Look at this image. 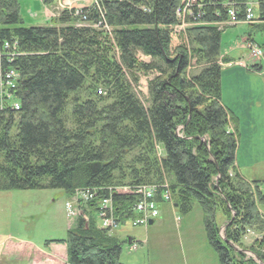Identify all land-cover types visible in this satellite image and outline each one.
<instances>
[{
  "label": "trees",
  "instance_id": "obj_1",
  "mask_svg": "<svg viewBox=\"0 0 264 264\" xmlns=\"http://www.w3.org/2000/svg\"><path fill=\"white\" fill-rule=\"evenodd\" d=\"M39 1L49 8L57 0ZM256 1L264 32V0ZM225 2L205 0L187 42L171 50L179 0H95L79 15L64 10L29 28L17 0H0V42L16 41L20 53L9 65L20 76V109L0 115V191L96 194L88 221L77 218L55 241L66 246V264H119L121 244L99 229L95 202L110 197L122 222L138 201L136 188L162 184L181 214L198 205L218 264H258L218 235L219 219L234 244L246 229L264 227L256 207L264 206V182L251 190L235 172L236 138L226 133L234 120L219 101ZM140 75L147 76L145 101L134 91ZM259 235L260 250L250 251L264 264Z\"/></svg>",
  "mask_w": 264,
  "mask_h": 264
},
{
  "label": "rangeland",
  "instance_id": "obj_2",
  "mask_svg": "<svg viewBox=\"0 0 264 264\" xmlns=\"http://www.w3.org/2000/svg\"><path fill=\"white\" fill-rule=\"evenodd\" d=\"M62 1L57 0L56 4L50 7H55L54 16ZM68 1L72 3L74 0ZM232 1L233 3H229L226 0L225 5L228 7L225 9L227 11L231 7L229 15L233 12L237 18L243 12L234 11L236 8L243 7L244 11L246 5L253 9L256 3V0ZM17 2L23 27L45 25L47 21L45 7L39 0H17ZM247 3L250 4L247 5ZM242 19L241 15L237 22H229L223 31L229 33L234 26L244 23ZM248 29L245 26V30L248 31ZM178 30L179 28H176L172 32L174 44L178 40L181 44L186 43L187 34L183 30ZM222 34L221 32V37ZM254 36L256 44H261L260 34L256 33ZM235 38L236 36L230 35L222 38L221 50H229ZM245 50L251 63H254L257 57L254 56L253 50L248 48ZM139 80L137 86H134V91L141 100L145 101L147 76L140 75ZM159 155L161 156V153ZM247 184L251 188L250 183L247 182ZM67 200H69L68 195L57 189L0 191V249H4V264H40L42 259L35 252L33 253V247L44 250L47 246H51L50 253L56 255L57 264L65 262L66 246L55 241L66 238L67 231L75 226V219L78 216L75 210L74 216L64 210ZM80 209L82 210V207ZM257 209L258 215L264 217L260 215V212L264 213V206H257ZM158 210V218L146 229L132 226V219L128 218L124 224H119L114 232L105 230L108 236L114 237L121 244L119 264H218L216 254L207 243L202 225V213L196 203L192 204L191 211L186 215L181 214L180 210L171 204L160 203ZM97 222L100 229L99 221ZM260 225L263 224L257 223L250 228L253 230V235H243L242 241L245 245H250L257 240L259 242V234L264 232V227L260 228L262 230L260 232L258 228ZM128 239L143 246L140 249L137 248L136 252H129L128 244L125 242ZM35 251L38 253L37 250Z\"/></svg>",
  "mask_w": 264,
  "mask_h": 264
},
{
  "label": "crops",
  "instance_id": "obj_3",
  "mask_svg": "<svg viewBox=\"0 0 264 264\" xmlns=\"http://www.w3.org/2000/svg\"><path fill=\"white\" fill-rule=\"evenodd\" d=\"M201 1L204 4L205 0ZM72 3L73 8L80 9L89 6L92 0H74ZM54 8L45 9L47 21L55 12ZM253 15L255 22L251 26L245 23L237 24L229 33L223 31L227 25L221 23L217 25L223 33L221 39L227 35L236 36L229 50L222 51L220 46L219 101L234 120L230 121L229 125L236 138L234 170L241 179L250 184L264 182V73H260L258 66L252 68L248 53L242 46L245 41L255 45L264 44V32L256 27L263 24L258 21L257 1L253 8ZM47 21L43 26H47ZM245 26L249 28L248 31L245 30ZM256 33L260 34L261 44H256L254 40ZM50 247L47 246L48 251L33 247V253L35 252L42 259L40 264H57L56 255L50 253ZM3 251L4 249H0V264H4ZM62 264H66V260Z\"/></svg>",
  "mask_w": 264,
  "mask_h": 264
},
{
  "label": "built area",
  "instance_id": "obj_4",
  "mask_svg": "<svg viewBox=\"0 0 264 264\" xmlns=\"http://www.w3.org/2000/svg\"><path fill=\"white\" fill-rule=\"evenodd\" d=\"M229 3H233L232 0H228ZM250 3H247L249 5ZM67 5V4H65ZM201 0H179L178 7L175 12V18H176V25L171 27V33H170V38L172 42H174V39L172 38V32L175 31L176 28H179L178 31L185 30V28L195 25L194 21L199 18V10H201ZM227 8L228 6L225 5ZM232 7H235L232 5ZM229 9H227V19L221 23L228 25L230 23L237 22V16L232 12V15H229ZM237 8L234 10L236 11ZM245 11V12H244ZM244 11L242 7V12L241 14L243 16L244 23H250L252 24L254 22L253 18V9H250L248 6H244ZM106 28V27H105ZM106 31L109 32V29L106 28ZM182 31V32H183ZM17 42L16 41H1L0 42V115H5L7 113H16L20 109V104L17 98L15 97V93L18 88V82L20 81V76L19 73L17 72L16 69L13 67H9L13 64L15 61V58L20 56V53L18 52L17 49ZM254 56L257 57L258 61L260 58H262L263 53H260L259 51H252ZM7 65V67L3 68V64ZM264 71V68H263ZM99 94V92H98ZM140 188H147V189H152L156 188L154 186H139L136 189ZM135 189V190H136ZM119 191V190H118ZM95 193L93 191L89 190H80L75 192V198L77 200H80L84 203L90 202L94 199ZM162 199L164 201H168L170 199L169 196H166L164 193L162 194ZM136 209L138 211H141L144 215L150 214L153 216L157 217V210L156 207L144 206L143 204L139 203L137 201ZM66 211H69L71 215L74 216V209L71 204H66ZM98 216L101 220V226L105 230H113L117 227V222L114 219L113 216V209H112V204L111 200L106 197H103L99 201V210H98ZM75 212L79 215L80 211L75 210ZM143 220H138L136 219L133 222V225L136 224H143ZM132 250H135V247L132 248Z\"/></svg>",
  "mask_w": 264,
  "mask_h": 264
},
{
  "label": "bare ground",
  "instance_id": "obj_5",
  "mask_svg": "<svg viewBox=\"0 0 264 264\" xmlns=\"http://www.w3.org/2000/svg\"><path fill=\"white\" fill-rule=\"evenodd\" d=\"M92 2H95V0H92ZM238 11L242 12V8L237 9L236 12H238ZM246 25L251 26L250 23H246ZM242 46L250 49L251 51L255 50V51H259L260 53H263L262 58H260L258 61H254V63L252 62V68H255L258 66L260 69L259 70L260 73L261 74L264 73V71H263V68H264V44L263 45H255V44L248 43L247 41H245L244 43H242ZM229 125H230V121L228 123L226 133L227 134H233L232 129L229 127ZM229 176H231L230 173H229ZM250 185H251L250 189L253 190V185L252 184H250ZM154 187H156V188H152V189L140 188V189L135 190L134 195H136L137 200L139 201V203L146 206V208H148V206L152 205L155 209V207L158 205V203H160V194L161 193H164L166 196L172 195L170 190L167 188V185L165 186L162 184V185H157ZM256 207H257V203H256ZM133 214L135 215L136 219L144 221L143 224H136V226L143 227L144 229H146L148 226L152 225L154 223V221H156V219H157L156 216H153L150 214L144 215L141 211H138L136 209V205L133 207ZM217 216H218V214H217ZM234 218H235V216H233V213H232V217L230 219V222ZM221 222H222V220L219 219L220 224L218 227V235H219L220 239L226 243L225 246L228 247L233 253L241 254V255L245 256L247 259L250 258L254 262H256L258 264H262V262L257 258V255L250 251V250H255L257 248H258V251L260 250L258 244L255 243L256 241H254L250 245H245L243 241L239 244H234L232 242L226 241L224 238V230L226 228V222H224L222 224H221ZM253 234H254L253 230H249L248 236L253 235ZM260 238H261V236L259 235L258 239L260 240ZM248 249H250V250H248ZM247 254H249L250 256H248ZM217 261H218V259H217Z\"/></svg>",
  "mask_w": 264,
  "mask_h": 264
}]
</instances>
